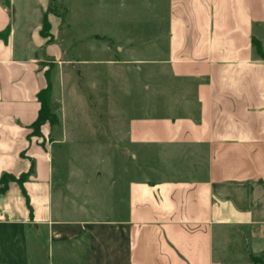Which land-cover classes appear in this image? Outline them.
<instances>
[{
	"label": "crops",
	"instance_id": "1",
	"mask_svg": "<svg viewBox=\"0 0 264 264\" xmlns=\"http://www.w3.org/2000/svg\"><path fill=\"white\" fill-rule=\"evenodd\" d=\"M1 1L0 32L10 33L0 39V179L26 174L32 213L20 183L10 181L0 194V261L27 263L34 232L63 244L87 231L89 264H226L216 254L217 243L228 250L216 242L217 230L264 228V57L257 48L264 53V0H155L165 27L138 41V54L132 41L117 46L128 55L110 62L154 74L153 107L163 114L130 122L126 134L137 152L121 148L125 166L117 177L105 137L106 149L93 154L107 161L95 173L93 207L106 212L85 221L54 210L55 190L65 208L85 206L74 198V171L66 175L77 137L59 117L56 137L49 123L41 136L33 129L38 94L51 81L48 65L70 60L42 56L32 20L17 18L13 0ZM31 1L43 28L55 0L47 11ZM147 146L154 148L149 157Z\"/></svg>",
	"mask_w": 264,
	"mask_h": 264
},
{
	"label": "rangeland",
	"instance_id": "2",
	"mask_svg": "<svg viewBox=\"0 0 264 264\" xmlns=\"http://www.w3.org/2000/svg\"><path fill=\"white\" fill-rule=\"evenodd\" d=\"M37 1L47 11L50 0ZM1 2L6 5L7 0ZM154 4L155 0H55V9L49 13L51 34L44 35L42 26L37 25L41 16L33 10L32 1L13 0L17 18L32 20L33 39L42 46V56H49L56 62L62 58L70 60L61 65H48L53 83L50 101L53 112L60 119L64 118L69 133L77 137L78 149L75 150L76 155H71L66 175L70 170L74 171L75 175L71 177V184L77 188L74 198L85 206L65 208L59 202L58 190H55L56 213L82 221L105 215V209L93 207V187L99 184L96 170L105 172L107 161L104 155L93 154L102 149L105 137L108 144L112 141L117 177L125 164L121 148L129 146L132 153L137 152V146L128 142L126 134L130 122L139 117L163 114L153 107L156 91L152 83L153 73L139 75L137 64L128 66L110 62L111 59L119 60L118 57L123 60L128 55L121 53L118 45L132 41L131 51L138 54L141 50L138 41L153 36L155 31L165 27L161 23V8L156 9ZM63 50L66 56L62 55ZM61 129L60 124L54 125L53 136L56 137ZM103 148L105 150L106 146L103 145ZM145 153L149 157L148 154H154V148L148 147ZM53 156L57 165L58 150ZM128 167L132 178L137 171L132 157ZM101 181L103 184L106 181L105 173ZM259 230L264 231V228H245L242 234L246 236L232 227L217 230L216 242L223 241L228 250L217 243L216 254L225 258L226 264H253L250 255L260 257L259 264H264V238L259 237ZM78 238V241L67 240L62 244L45 232H34L29 237L28 262L23 264H89L87 253L91 237L83 231ZM0 264L15 263L11 257L4 256Z\"/></svg>",
	"mask_w": 264,
	"mask_h": 264
},
{
	"label": "trees",
	"instance_id": "3",
	"mask_svg": "<svg viewBox=\"0 0 264 264\" xmlns=\"http://www.w3.org/2000/svg\"><path fill=\"white\" fill-rule=\"evenodd\" d=\"M53 1L54 0H52V3ZM53 9L54 8H52V5H51L50 10H53ZM50 28H51V24L46 15L43 21L42 33L44 35H50L51 34ZM9 33H10V29H6L5 31L0 32V39L7 40ZM257 48H258L259 54L264 57V53L261 49L260 43H257ZM47 76L50 77L49 71H47ZM51 92H52V84L49 79L48 86L42 89L38 94V99L40 102V109H39L38 117L33 123V129H34L35 135H41V129L44 124L49 123L50 125H55L59 122V118L57 114H55L52 110L51 101H50ZM26 177H27L26 174L21 175L19 178H17L16 176L12 174H4L0 179V194L7 190L8 184L10 181L17 180L22 187L23 193L26 196L27 203L32 213V207L30 205L29 196L24 187V181L26 180ZM250 258L253 264H259L261 262L260 257L250 255Z\"/></svg>",
	"mask_w": 264,
	"mask_h": 264
}]
</instances>
